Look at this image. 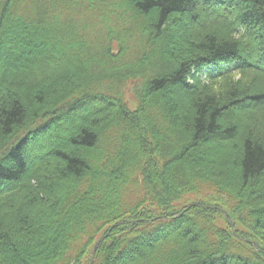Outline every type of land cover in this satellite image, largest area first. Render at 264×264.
Masks as SVG:
<instances>
[{"label":"trees","instance_id":"1","mask_svg":"<svg viewBox=\"0 0 264 264\" xmlns=\"http://www.w3.org/2000/svg\"><path fill=\"white\" fill-rule=\"evenodd\" d=\"M0 264H264V0H0Z\"/></svg>","mask_w":264,"mask_h":264},{"label":"water","instance_id":"2","mask_svg":"<svg viewBox=\"0 0 264 264\" xmlns=\"http://www.w3.org/2000/svg\"><path fill=\"white\" fill-rule=\"evenodd\" d=\"M104 237H105V236L101 237V238L97 241L96 246H95V250H94V251H96V248L98 247V245L100 244V242L104 239Z\"/></svg>","mask_w":264,"mask_h":264},{"label":"rangeland","instance_id":"3","mask_svg":"<svg viewBox=\"0 0 264 264\" xmlns=\"http://www.w3.org/2000/svg\"><path fill=\"white\" fill-rule=\"evenodd\" d=\"M200 20H202V19L200 18V19H199V21H200ZM202 21H203V20H202ZM203 71H204L205 73H207V71H206V70H203Z\"/></svg>","mask_w":264,"mask_h":264}]
</instances>
